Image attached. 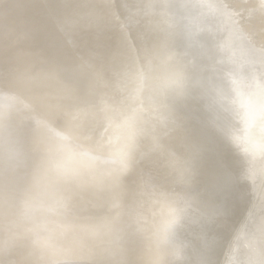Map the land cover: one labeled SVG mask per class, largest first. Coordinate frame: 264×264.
Segmentation results:
<instances>
[{
	"label": "snow or ice",
	"instance_id": "1",
	"mask_svg": "<svg viewBox=\"0 0 264 264\" xmlns=\"http://www.w3.org/2000/svg\"><path fill=\"white\" fill-rule=\"evenodd\" d=\"M79 7L87 8L88 13L76 10L54 14L40 23L29 22V33L51 27L57 35L71 34L80 40L77 48L46 51L40 59L77 73L88 72L70 81L69 86L78 102L73 118L92 119L68 130L62 121L41 112L43 98H33L24 106L28 121L22 126L24 151L19 164L23 186L34 159L29 138L34 128H40L45 149L53 157L46 173L45 200L51 211L64 217L69 228L76 227L77 220L91 211L88 173L68 169L58 157L77 151L81 141L102 146L106 101L98 89H86L88 80L99 81L109 66L119 65L127 75L147 84L157 60L173 70L153 89L155 116L145 117L142 124L132 128L119 155L102 158L84 154L94 163L113 166L103 183L110 214L100 224L81 226L97 236L99 243L86 246L78 261L65 264H264V221L259 226L258 241L246 250L241 249L238 230L224 243L207 229L209 223L224 221L219 197L234 183H247L257 165L264 170V139L258 149L245 148L242 155L238 142L205 118L203 86L215 70L216 56L228 45L239 43L251 58L259 82L249 107L264 125V0H217L202 5L173 0H104ZM191 7L214 9L222 23L206 37L198 57L186 43L178 15L179 9ZM228 153L239 166L235 176L225 160ZM206 168L210 169L207 194L196 198L171 194L173 186L199 179ZM193 224L198 227L191 237L176 246L177 234ZM8 256L0 258V264H18L11 251Z\"/></svg>",
	"mask_w": 264,
	"mask_h": 264
},
{
	"label": "bare ground",
	"instance_id": "2",
	"mask_svg": "<svg viewBox=\"0 0 264 264\" xmlns=\"http://www.w3.org/2000/svg\"><path fill=\"white\" fill-rule=\"evenodd\" d=\"M100 0L97 3H101ZM174 3L202 5L217 0H173ZM258 2V0H257ZM96 3L94 0H7L0 3V258H12L18 264H65L78 261L86 246L99 243V239L82 225L100 224L110 214L109 196L103 187L113 166L90 161L86 155L109 158L119 155L126 147L132 128L140 124L139 105L130 98L135 91V80L118 78L115 71L121 66H109L103 77L90 79L86 89H98L106 101V113L102 120L101 145L80 142L75 152H65L58 157L68 169H80L88 173L89 202L91 211L77 220V226L69 228L63 216L50 210L45 200L46 173L53 157L45 149L43 132L32 130L28 148L34 159L27 182L19 181V164L24 145L21 142L22 126L27 123L24 106L33 98H43L41 112L52 120H60L68 130L90 123V116L74 119L78 110L75 91L69 82L84 77L88 72L77 73L72 69L49 65L40 57L46 51L57 48L74 49L80 40L71 34L57 35L51 27L41 32L29 33V22L40 23L54 14L71 13L87 8L79 6ZM148 11V10H146ZM186 43L194 56H199L206 37L222 27L217 12L211 8L191 7L178 10ZM226 23V20L224 21ZM186 26L191 27L190 37ZM188 38V40H187ZM87 37H85V41ZM155 69L154 72H152ZM173 69L162 60H157L149 72L161 75L160 84ZM257 74L252 69V60L242 45H228L215 59V70L206 78L204 90L207 100V121L244 149L256 150L264 139L261 125L249 100L258 91ZM147 107L153 117L152 86L150 83ZM150 100V101H149ZM144 106V105H143ZM144 108V107H143ZM142 120H143V115ZM232 119L229 120L228 117ZM38 118V116H37ZM147 147V145L145 146ZM233 176L239 173L238 163L231 153L225 157ZM209 168L199 179L188 184L173 186L172 195L196 198L210 191ZM224 205L223 223L207 225V229L227 243L238 230L240 246L246 250L259 239V226L264 221V170L257 165L255 173L247 183H234L227 194L219 197ZM198 227L193 224L177 234L175 244L180 246Z\"/></svg>",
	"mask_w": 264,
	"mask_h": 264
},
{
	"label": "water",
	"instance_id": "3",
	"mask_svg": "<svg viewBox=\"0 0 264 264\" xmlns=\"http://www.w3.org/2000/svg\"><path fill=\"white\" fill-rule=\"evenodd\" d=\"M94 1L97 3L100 0H94ZM111 2L115 3V2H117V0H111ZM186 27H187L188 34H189V37H190V34H192L191 33L192 32L191 31V27L190 26H186ZM187 40H188V38H187ZM154 71H155V69L152 72H154ZM115 75H117L118 78H123L125 80L133 79L132 77H130L129 75L126 74V70L125 69H122V71H120V69H117L115 71ZM160 77H161V75H156V73L155 74L150 73L149 82L147 84H142L139 80H137V79L135 80V84H134L135 91H133V93L130 94V98L133 99L134 101H137L136 102L137 105H139V107H142V108H139V111H138L139 114L137 115L139 117L138 120H140L139 121L140 124H142L144 122L145 117H147L148 114H150L148 111H150L152 113L151 109L149 110V107H147V104L146 105L144 104V103H148L147 100H148V95H149V88L151 86L149 84L150 83H154V84L157 83L158 85H160V83L157 82V80H160ZM153 89H154V87L152 86V89L150 91V93H151L150 97L151 98L154 95ZM141 115H143V120H142V116Z\"/></svg>",
	"mask_w": 264,
	"mask_h": 264
}]
</instances>
